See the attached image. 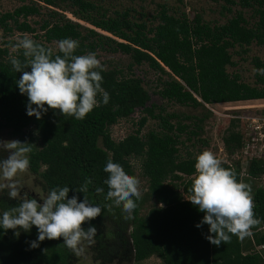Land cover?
I'll list each match as a JSON object with an SVG mask.
<instances>
[{"label": "trees", "instance_id": "obj_1", "mask_svg": "<svg viewBox=\"0 0 264 264\" xmlns=\"http://www.w3.org/2000/svg\"><path fill=\"white\" fill-rule=\"evenodd\" d=\"M43 1L56 8L67 4L75 17L95 29L59 12L48 11L44 16L42 6L33 3L0 16L4 32L10 37L13 32H19L21 37L32 35L31 39L53 50V58L55 55L63 58V53L55 51L50 44L71 38L79 42L74 55L102 52L122 54L130 59L127 72L119 66L97 69L103 77L101 86L110 96L106 105L98 95L100 105L82 120L57 115L51 109L38 120L27 115L28 97L20 93L17 85L22 72H16L10 62L11 57H16L23 64L28 58L24 57L23 49L11 52L14 41L3 42L6 47L0 46V131L9 128L18 136L29 133L27 143L32 144L29 170L42 178L47 193L65 186L79 189L91 179L87 192L70 190L69 198L75 194L82 201L85 196L90 204L102 208L101 216L85 225V229L89 226L97 229L95 242L88 251L92 261L139 264L157 257L162 264H264V252L262 255L256 250V246L264 245V231H260L264 223V189L247 182L253 193L255 218L260 221L252 228V236L241 241L233 235L230 243L222 242L217 247L205 238L210 234L207 224L196 227L204 213L187 199L196 174V157L205 149H199L196 154L187 150L185 157L181 150V146L187 148V141H194L193 147L209 145L201 138L206 121L212 117L207 106L264 100V75L257 71V83L252 85L244 82L240 74L228 71L229 67L237 66L232 52L245 54L253 44L264 45V0H224L228 5L250 10L256 19L252 26L242 10L218 25L206 22L199 14L193 17L185 12L178 14L168 5L157 4L155 15L144 14L142 22H137L131 19L132 11L136 13L133 8L110 14L96 0ZM224 10L232 12L228 7ZM30 17L41 18V22L35 21L33 25L28 20ZM147 20L153 24L150 26ZM238 48L242 51L238 52ZM253 63L256 70L264 69L260 59H254ZM143 65L168 77L158 92L162 100L201 113L170 114L164 106L154 103L144 80L134 73L135 67ZM137 111L144 116L136 133L120 142L114 141L111 127ZM247 115L264 116V111ZM149 119L158 121L159 130L142 136ZM244 141L242 132L232 129L224 137V146L234 156L241 152ZM6 155L0 150V158ZM132 159L141 162V175L147 180L148 189L146 196L135 201L137 207L131 218L126 219L128 214L122 206L116 207L106 199L109 189L104 181L109 174L104 172V167L112 160L136 177ZM231 165L222 163L241 182L245 161ZM247 166L253 177L264 173L263 161L253 160ZM98 187L104 189L102 194L96 193ZM28 195L43 203L37 196L29 192ZM151 199L156 203L143 214L145 202ZM18 203L14 199L0 200V216ZM18 230L20 235L16 237L14 230L0 228V264L73 263L76 254L66 247L62 238L45 239L32 249L27 242L37 239L36 227L30 232Z\"/></svg>", "mask_w": 264, "mask_h": 264}, {"label": "clouds", "instance_id": "obj_2", "mask_svg": "<svg viewBox=\"0 0 264 264\" xmlns=\"http://www.w3.org/2000/svg\"><path fill=\"white\" fill-rule=\"evenodd\" d=\"M78 47L79 42L71 38L60 40L58 50L63 53V58L60 55L53 58L51 48L46 49L27 35L17 39L14 50L23 49V55L28 59L22 64L16 57H11L10 62L16 72H22L17 85L20 93L28 97V116H35L39 120L51 109L57 115L82 120L100 105L98 95L102 96L103 104L109 102V93L101 86V71H97L103 70L104 66L96 53L74 55ZM29 67L31 71H26ZM256 71L264 75V69ZM0 150L8 153L6 158H0V193L6 191L10 199L19 202L18 206L4 211L0 216V228L14 230V235L19 237L18 229L30 232L35 226L38 237L27 242L30 248H38L45 239L62 238L66 247L76 255H82L85 245L95 242L97 232L95 227L85 229V225L100 217L102 208L90 204L85 196L82 201L75 194L69 198V192H87L91 179L86 180L79 189L65 186L41 196L34 184L26 182V177L30 175L32 144L0 140ZM195 170L188 200L204 213L196 227L209 226L210 234L205 238L218 247L222 242L230 243L233 235L241 241L252 236V228L260 221L255 218L251 186L243 179L238 182L235 172L222 167V161L209 150L196 157ZM104 172L109 174L104 181L109 189L106 199L116 207L122 206L128 214L125 218H131L137 207L135 201L142 196L140 180L127 174L119 163L112 160H108ZM25 187L36 192L43 203L30 198L28 192L22 194ZM95 191L99 195L104 189L98 187Z\"/></svg>", "mask_w": 264, "mask_h": 264}, {"label": "rangeland", "instance_id": "obj_3", "mask_svg": "<svg viewBox=\"0 0 264 264\" xmlns=\"http://www.w3.org/2000/svg\"><path fill=\"white\" fill-rule=\"evenodd\" d=\"M236 2H239V0H235ZM97 4L100 6L102 5L106 10H109L110 14H113L115 10H125V9H135L136 13L132 11L131 19L137 22H142V15L148 14V16H153L156 14L157 10V4H163L168 5L171 8H174L178 14L181 12H185L189 16H195V15H201L203 19L211 24H218L222 25L225 24L229 19L233 18L235 14L242 10L247 19L250 20L251 26L255 23V20L252 16V12L248 9H243L240 5H228L224 0H155L152 2L151 0H96ZM37 4L39 6H42V12L44 16L48 11H55L63 14L66 18H70L73 21H76L83 26H86L91 29H95L90 24L81 21L77 17H75L70 10V7H67V4L61 5L62 7H52L48 4L44 3L43 0H0V16L8 13V12H14L15 9L18 7L25 5V4ZM224 7L231 8L232 12H228L224 10ZM61 8V9H60ZM132 15L134 18H132ZM29 22H32L34 25L35 21L41 22V18L38 17H30ZM148 24L151 26L153 23L151 20H147ZM39 26L37 25L36 28ZM100 32V31H99ZM22 35L19 32H13V34L10 36L7 35V33L4 32V29L0 26V46L6 47V45L3 42L6 41H14L17 42L18 38H22ZM28 37L32 38V35L28 34ZM50 46L57 51L58 50V44L52 43ZM248 52L245 54L237 52L233 53V60L237 64L236 67H229L228 71L230 73H238L240 74L242 80L248 84L256 85L257 79L256 74L257 71L255 69L253 60L258 58L262 62H264V45L258 46L257 44H253L251 47L248 48ZM16 50V49H15ZM14 48L11 49V52L15 51ZM238 52H241L239 48L237 49ZM97 58L101 61V64L104 66V68L108 69L114 66H119L125 70V72L128 71L127 66L130 63V59L127 56H124L122 54H111V53H102L98 52ZM134 73L137 77H140L144 80V87L150 92L152 95V101L159 106H164L166 108V111L168 113H174V112H183L187 115L189 114H200L201 110L195 111L193 109H188L181 107L179 105H172L168 104L167 101H164L161 99V97L158 95V92L161 90V83L168 80L167 76H163L159 72H155L151 70L147 65H143L141 67H135ZM161 80V81H160ZM207 108L211 111L212 117L206 121L205 123V132L203 136L201 137L204 140L208 141L207 147H202L201 144L195 145L193 147V143L186 142V149H184L181 146V150L183 152V155L185 157V151H192L193 153H198V150H209L213 152L217 158H219L222 163L231 164L232 162L242 161V155L239 153L231 156L228 152L226 147L224 146V137H226L230 130L239 131L240 127V118L244 116H250L247 115L248 112H263L264 111V100L261 101H248V102H239L235 104H219L217 106L211 107L207 106ZM208 110V111H209ZM209 111V112H210ZM144 116L140 111H137L131 118L129 119H122L120 120L115 126L111 127V135L114 141L120 142L126 137H128L131 134L136 133V131L139 129V121ZM236 122L234 126V122ZM153 130H159L158 121L149 119L148 123L144 127L142 131V136L148 134L150 131ZM29 133L26 132L24 135H15L12 131V129L9 128H3L0 131V140L2 141H11V140H19L24 139L26 142H28ZM7 153V151H4ZM8 155V153H7ZM6 155V157H7ZM246 162V161H245ZM132 164L136 171V177L140 180V190L142 193L141 197H144L147 195V189H148V183L145 178H143L142 170H141V162L137 159H132ZM246 166H243V169H248V164L245 163ZM30 175L26 177V182L29 185L34 184L41 196H46L48 193L44 189V182L42 178L39 175L33 174L30 170ZM243 173V172H242ZM244 178V179H243ZM246 177H242L241 175V182L243 179L244 183L246 182ZM22 190H26L29 193H34L40 200V196L34 192L29 190L27 187H25ZM7 192L0 193V200L4 198H8V200H12L8 197H6ZM253 195V193L251 192ZM188 199V198H187ZM154 203H156L155 199H151L147 202H145L143 206V214H147L148 211L154 206ZM92 245H85V251L82 255H75L74 258H72L73 263L72 264H96L92 261V259L88 255V251L92 249ZM122 264H138L136 262L132 263H122ZM139 264H162L161 260L157 257H151L146 261H143Z\"/></svg>", "mask_w": 264, "mask_h": 264}, {"label": "built area", "instance_id": "obj_4", "mask_svg": "<svg viewBox=\"0 0 264 264\" xmlns=\"http://www.w3.org/2000/svg\"><path fill=\"white\" fill-rule=\"evenodd\" d=\"M240 120L239 132H242L245 138L244 147L239 153L242 160L246 161V164L253 160L264 162V116H244ZM242 177H246V182L264 189V173L260 177H253L248 169H244ZM260 231H264V223ZM256 250L263 255L264 245L256 246Z\"/></svg>", "mask_w": 264, "mask_h": 264}, {"label": "flooded vegetation", "instance_id": "obj_5", "mask_svg": "<svg viewBox=\"0 0 264 264\" xmlns=\"http://www.w3.org/2000/svg\"><path fill=\"white\" fill-rule=\"evenodd\" d=\"M31 195L36 196L34 193H31ZM134 262V261H133ZM132 263V262H131ZM122 264V263H121Z\"/></svg>", "mask_w": 264, "mask_h": 264}]
</instances>
